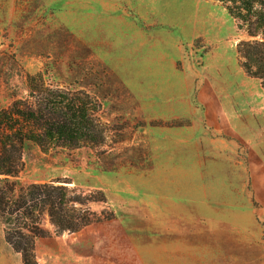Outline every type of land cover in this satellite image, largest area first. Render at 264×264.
Returning <instances> with one entry per match:
<instances>
[{
    "label": "rangeland",
    "instance_id": "374dc122",
    "mask_svg": "<svg viewBox=\"0 0 264 264\" xmlns=\"http://www.w3.org/2000/svg\"><path fill=\"white\" fill-rule=\"evenodd\" d=\"M255 20L221 0H0V109L33 103L34 76L88 93L104 128L100 144L23 145L17 189L65 186L84 200L76 210L102 218L57 232L44 212L38 264H264V213L248 171L251 154L264 159V117L252 115L264 113V88L237 52L264 40L246 31ZM204 93L218 96L237 135L206 125ZM0 264H23L1 222Z\"/></svg>",
    "mask_w": 264,
    "mask_h": 264
},
{
    "label": "trees",
    "instance_id": "16d2710c",
    "mask_svg": "<svg viewBox=\"0 0 264 264\" xmlns=\"http://www.w3.org/2000/svg\"><path fill=\"white\" fill-rule=\"evenodd\" d=\"M221 1L239 2L246 12L256 15L246 31L250 36L259 31L264 34V11L254 8L256 2L264 4V0ZM237 52L243 58L245 73L261 79L264 88V40L241 41ZM28 82L30 95L36 94L33 103L16 99L0 109V222L6 243L20 254L22 263L38 264L34 243L37 237L47 234L40 227L44 212L57 232H76L102 218L88 208L76 210L72 204H83L84 200L74 198L65 186L30 183L17 189V182L11 178L22 165L23 145L32 142L43 149L48 145L77 148L82 141L100 144L104 142V128L94 117L95 103L88 93L50 89L34 76ZM88 103L94 107L89 109Z\"/></svg>",
    "mask_w": 264,
    "mask_h": 264
},
{
    "label": "crops",
    "instance_id": "0c3cea01",
    "mask_svg": "<svg viewBox=\"0 0 264 264\" xmlns=\"http://www.w3.org/2000/svg\"><path fill=\"white\" fill-rule=\"evenodd\" d=\"M199 97H200L201 102L204 105H206V110L204 113L206 125L212 129H214V130H221L226 135H231V136L237 135L236 134L237 129L235 128L234 118H232V116H228V113L223 108L222 103H220L218 96L215 93H212V94L204 93L203 96H201V94H200ZM254 112L255 113H252V115L257 114L258 116L264 117V113H262L261 110L254 111ZM251 118H252V116H251ZM237 121H238V119H237ZM262 121L263 122L261 124L262 125L261 130L264 131V119H262ZM253 126H255V125L252 124L251 122H247V126H246L247 129L246 130L247 131H254L255 127H253ZM249 137L250 136H247V139ZM242 139L244 140V138H242ZM244 141L246 142V139ZM248 171H249V182H250L253 197L256 200V202H258V204H259L258 207H259L260 212L264 213V159H262L259 156L254 155V154H251L249 161H248ZM191 179L203 180V175L200 174L198 178L192 177ZM198 185H200V188H201V186H203L202 183H199ZM106 224H110V221L109 222L107 221ZM108 238H110V236H108ZM187 240L188 239H186V241ZM177 241L180 243L181 242L184 243L183 239L177 240ZM84 247L85 246H83L79 249L84 250ZM178 250H181V253H184L185 252V245L183 247L179 246ZM79 253H81V252H79ZM79 253H77L78 257H80ZM86 254L88 255L89 253H86ZM86 254H85V256H87ZM130 255L131 256H129V257H125L127 259V261H131L132 259H134L133 254H130ZM84 260L86 261L87 259H84ZM98 261L97 262L94 261V263H87V261H86L85 263H87V264H103L102 262H98ZM131 264H133V262Z\"/></svg>",
    "mask_w": 264,
    "mask_h": 264
}]
</instances>
